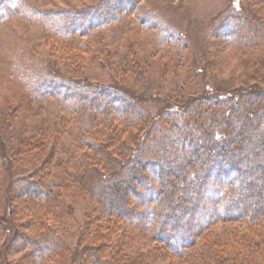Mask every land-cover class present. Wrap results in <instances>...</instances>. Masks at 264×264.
<instances>
[{
    "label": "rangeland",
    "instance_id": "rangeland-1",
    "mask_svg": "<svg viewBox=\"0 0 264 264\" xmlns=\"http://www.w3.org/2000/svg\"><path fill=\"white\" fill-rule=\"evenodd\" d=\"M262 93L264 0H0V264H226L231 245L246 264H264V218L213 223L174 256L152 228L112 209L154 222L151 194L126 181L144 202L131 190L115 199L105 187L135 154H164L165 128L169 160L206 167L188 151L200 142L183 144L187 129L174 123L220 98L264 103Z\"/></svg>",
    "mask_w": 264,
    "mask_h": 264
},
{
    "label": "trees",
    "instance_id": "trees-1",
    "mask_svg": "<svg viewBox=\"0 0 264 264\" xmlns=\"http://www.w3.org/2000/svg\"><path fill=\"white\" fill-rule=\"evenodd\" d=\"M45 79L55 80L46 77ZM59 79L62 78L59 77ZM258 98L264 99V94L262 93ZM227 100V97L220 98L212 106L196 110L193 117L188 119L185 124L179 126L177 122L173 125L174 129L177 127L187 129V132L182 133L183 144L189 145L195 141L196 143L200 142L198 144L201 148L191 147L188 151L192 154L191 157H195L197 161L202 160L201 164L205 163L206 167H196L197 163L192 162L189 155H184L180 159L177 157L178 155H174L169 160L166 154L170 147L174 148L173 143H170L169 134L174 130L173 128H165L167 134L162 137L166 143L159 146L161 154H164L157 156L153 153L147 156L144 152L138 153V150L132 149L133 153L138 154L133 157L134 163L129 169L122 171L123 167L119 163L118 172H111L106 177L110 183L116 184V186L110 183L105 184L115 199L124 198V190L125 192L131 190L139 199L143 198L142 191L135 192L131 185L124 186L126 181L128 184L132 181L138 183L142 186V190L151 194L155 207L148 208V212L150 215H155V221L151 220L148 222L149 224L146 223L142 213L124 207L113 208L111 205L112 209L125 220L124 222L130 221L132 223L135 222L132 219H135L138 223L144 224L143 226L152 228L153 239L164 243L174 256L184 255L186 250L194 248L199 241L201 242L203 230L213 223L242 221L246 224H255L259 218H264V103L254 100L250 105L236 108L235 106L231 107ZM210 107H214L215 110L209 112ZM170 112L165 110L164 113L169 115ZM203 113L205 115H202ZM199 114H201V118L198 116ZM155 123L156 120L150 126L152 127ZM192 129L197 130V133L196 131L193 132ZM236 137L244 138V143L246 141L250 148H247L246 144L243 146V141L233 145L234 141L236 143ZM161 142L163 141L161 140ZM242 154H247L248 158L244 160L240 156ZM174 158H177L179 162H172ZM243 164L254 165L251 169L247 167L248 172L243 175L249 176L250 182L247 184H245L243 176L237 175L240 168L237 169L236 167ZM198 169L203 175L195 183V195L192 197L189 193L193 187H189V183L194 182L193 171L196 172ZM145 171L148 176L145 175ZM235 172L236 175L229 182L230 174L233 175ZM149 173L152 175L150 178ZM180 181L186 185L178 184ZM257 181L260 182L259 185H256ZM232 182H236V185L230 186L229 184ZM249 201H253L252 206L248 205ZM109 202L112 204V201ZM120 217L119 219H121ZM170 219L172 222L168 224ZM262 224L264 225V221ZM164 233L174 237L165 238ZM167 239L168 242H165ZM173 239L177 242H171ZM237 247L231 245L228 249L223 250L229 261L226 264H246L248 261L244 254L243 256L239 254L240 250ZM44 248H42L43 251ZM235 252L240 255V259L236 257ZM246 255L248 256V254ZM97 256H93V260ZM112 261L113 264L114 261H123L124 264H129L128 259L119 258L112 259Z\"/></svg>",
    "mask_w": 264,
    "mask_h": 264
}]
</instances>
